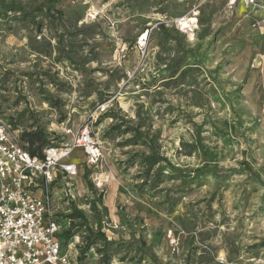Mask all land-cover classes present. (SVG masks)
I'll list each match as a JSON object with an SVG mask.
<instances>
[{
  "label": "rangeland",
  "instance_id": "1",
  "mask_svg": "<svg viewBox=\"0 0 264 264\" xmlns=\"http://www.w3.org/2000/svg\"><path fill=\"white\" fill-rule=\"evenodd\" d=\"M56 7L59 21L36 18L41 33L0 20V115L10 119L27 108L57 136L61 123L92 129L104 158L90 169L75 151L78 175L70 183L92 227L87 171L103 193L102 229L115 243L109 264H153L125 242L134 235L149 243L156 232L160 264H264V0H57ZM180 17L197 19L193 39L176 28ZM29 38L52 55L32 51ZM67 49L72 63L58 62ZM46 95L62 105L50 106ZM139 118L165 158L162 184L142 193L135 155L145 148L123 145L131 137L124 130ZM182 142L198 146L188 154ZM207 167L215 170L179 177ZM99 176L108 180L99 185ZM66 182L54 187L59 210L67 208L59 191ZM84 234L73 237L83 242ZM78 264H101L100 254L91 248Z\"/></svg>",
  "mask_w": 264,
  "mask_h": 264
},
{
  "label": "built area",
  "instance_id": "2",
  "mask_svg": "<svg viewBox=\"0 0 264 264\" xmlns=\"http://www.w3.org/2000/svg\"><path fill=\"white\" fill-rule=\"evenodd\" d=\"M183 21L184 17L176 18V28L193 39L197 19L188 25ZM147 33L138 38L140 48ZM61 131L62 139H67L44 149L39 158L22 146L21 128L0 115V264H78L72 250L83 242L73 235L67 241L63 238L75 203L70 183L78 175L74 153L80 151L90 169L98 168L104 153L88 124L70 128L61 123ZM59 180H67L59 189L66 210H59L56 200Z\"/></svg>",
  "mask_w": 264,
  "mask_h": 264
},
{
  "label": "trees",
  "instance_id": "3",
  "mask_svg": "<svg viewBox=\"0 0 264 264\" xmlns=\"http://www.w3.org/2000/svg\"><path fill=\"white\" fill-rule=\"evenodd\" d=\"M57 0H0V20H11V21H21L28 23L33 29L41 33V24L36 20L39 16H44L50 21H59L63 15L62 10L56 7ZM91 27V26H90ZM86 26L80 28L79 31L85 30ZM161 33H166L167 28L164 24L158 25ZM81 33V32H79ZM165 37H167L165 35ZM30 49L39 54H45V56H51V47L50 44L47 45L50 47V50H45L42 44H34L36 40L34 38H29ZM39 43V42H36ZM53 49H59L58 46H54ZM96 58V55H94ZM58 62L60 61H73L69 50L63 51V55L60 54L56 58ZM189 71V68L182 69L179 73V77H184ZM177 71L173 72L174 76ZM44 93V92H43ZM5 100V99H4ZM3 100V101H4ZM44 100L47 103L55 108H59L62 105L60 100L55 101L51 96H44ZM0 102V109L3 105ZM104 101V100H103ZM17 102V101H16ZM111 112H105L104 114H110ZM139 116V114H138ZM14 127L21 128L20 141L25 150H27L32 156H37L39 158L43 157V150L56 145L62 139L61 136H57L54 132L49 131L46 126L40 122L39 119L35 118L34 114L29 109H24L17 113L15 117L9 119ZM62 121V119L60 120ZM116 127H113V129ZM142 124L139 121L135 123L134 126H129L124 133H131V137L127 138L123 145H143L145 148L140 154H136L135 157L139 161L142 167L141 177L144 179L142 183L136 185V189L139 193H142L146 186L155 189L158 188L163 180L164 175L160 169V163L165 161V158L162 156L160 151V146L158 144L157 137L153 134H150L148 131L141 129ZM55 138H58V141H54ZM182 146L185 148L184 152L192 154L197 148L198 144L185 143L182 142ZM158 166L157 170L153 172L155 167ZM214 167H207L200 171H197L195 174H181L179 177L185 182L189 177L192 179L197 176L214 171ZM88 172L84 176L85 184L88 190L91 193V198L87 199V204L89 205L92 217L94 219L95 227H92L89 223V220L83 210L78 209L76 203H71V213L69 214L72 218L69 228L63 232V238L67 241L74 232L78 230L84 231V240L82 245L79 247L80 252L77 257L78 261L84 260L87 252L94 248L95 251L100 254V263L109 264L111 259V254L108 252L110 247L115 243L105 236V233L102 229L103 220L108 216V208L103 204V193L98 192L88 180ZM120 220L132 231L133 223L131 220L124 214L119 213ZM134 223L137 220H133ZM140 222V220H139ZM156 232L153 236V239L146 243L145 240L141 238L136 239L134 235L125 242L132 251L139 255L141 259L149 258L153 264H160L157 255L153 251V246L155 240L158 237Z\"/></svg>",
  "mask_w": 264,
  "mask_h": 264
},
{
  "label": "bare ground",
  "instance_id": "4",
  "mask_svg": "<svg viewBox=\"0 0 264 264\" xmlns=\"http://www.w3.org/2000/svg\"><path fill=\"white\" fill-rule=\"evenodd\" d=\"M190 20V21H189ZM195 21V18L194 17H190V19H186L184 17V21H183V25H188L189 22H194ZM99 180V185H102V181H106L108 180L105 176H99L98 179ZM112 209V208H111Z\"/></svg>",
  "mask_w": 264,
  "mask_h": 264
}]
</instances>
